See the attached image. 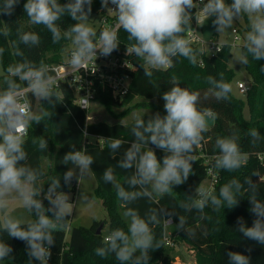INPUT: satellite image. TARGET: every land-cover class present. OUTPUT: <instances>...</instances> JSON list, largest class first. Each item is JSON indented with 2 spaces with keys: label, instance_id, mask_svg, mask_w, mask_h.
<instances>
[{
  "label": "clouds",
  "instance_id": "clouds-1",
  "mask_svg": "<svg viewBox=\"0 0 264 264\" xmlns=\"http://www.w3.org/2000/svg\"><path fill=\"white\" fill-rule=\"evenodd\" d=\"M20 0H0V15L11 16ZM93 0H26L23 10L31 25L45 27L52 36L53 43L62 39L70 40L73 47L68 64L75 70H87L91 61H96L97 52L108 57L120 46L118 30L122 28L128 34L130 45L127 54H134L143 60L141 67L144 75L151 78L154 70L168 68L177 56L187 58L190 63H197V51L191 41L185 38V32L191 29L193 16L196 19L212 20L218 33L233 27L235 21L247 16L249 30L244 37L243 50L236 59L247 65L249 56L255 61L264 60V0H101V6L115 12V27H104L97 32L91 26L90 15ZM109 4L115 7H109ZM195 13L193 9H198ZM65 16L75 21L67 29H62L60 21ZM7 36L8 32L5 31ZM18 39L13 42L14 54L20 59L6 69L0 87V262L13 257V248L4 239L23 241L29 264H49L55 245L54 233L68 227L76 203L70 202V195L61 190V177H49L45 193V184L38 183L44 177L43 169L28 163L26 137L29 129L52 117L46 107L34 109L32 100L47 101L54 106L59 98L56 77L43 61L33 62L25 57L20 45L38 46L40 37L33 31L17 29ZM5 49L0 47V57ZM217 51H220L217 48ZM261 70L264 71V65ZM19 81V82H18ZM210 93L217 101H227L232 92V85L220 78L207 77ZM164 112L148 115L147 119L137 116L131 127L134 137L130 146L124 150L116 166H108L102 175L105 184L112 185L118 199L125 206V217L129 218L128 231L121 228L111 230L103 239L102 246L94 252L99 257L114 256L120 264H148L150 251L160 249L164 241L157 239L153 227L161 223L172 224L175 213L150 208L141 216L131 207L140 199L154 200L173 192L174 186L184 184L193 175L195 148L204 140V133L209 130L217 114L208 107L201 106V94L182 87L175 78L172 86L162 93ZM87 136V133H84ZM246 135L253 146L261 142V132L251 128ZM99 140L104 138H98ZM109 149L115 154L124 142L108 138ZM240 133L232 131L229 135L217 137L215 146L219 150L214 157L213 169L235 172L246 166L249 153L242 150ZM32 143L40 151L48 150V140L43 136L35 137ZM154 148L163 151L162 161L158 159ZM94 157L86 149L77 150L75 145L60 161L71 165L63 175L64 185L70 187L73 178L79 183L93 170ZM134 170L126 175L124 183L117 180L116 169ZM253 176L264 182L259 171H253L243 181L231 179L222 185L217 194L214 190L200 183L194 196H188L179 207L186 212L193 209L203 213L204 209H232L239 205L242 194L247 193L251 205L250 212L255 219L248 226L242 217L237 218V231L246 239L264 245V199L260 198V188ZM43 194V195H42ZM87 201L81 193L79 200ZM48 202L46 206L44 201ZM19 201L21 206L34 219L23 218L9 211L10 203ZM165 216L168 218L165 219ZM187 220L178 216L177 230L188 236L195 232L186 228ZM250 252L251 249H248ZM229 264H250V257L241 252L227 253Z\"/></svg>",
  "mask_w": 264,
  "mask_h": 264
},
{
  "label": "trees",
  "instance_id": "trees-1",
  "mask_svg": "<svg viewBox=\"0 0 264 264\" xmlns=\"http://www.w3.org/2000/svg\"><path fill=\"white\" fill-rule=\"evenodd\" d=\"M25 2L26 0H20L11 16L0 15V47L5 49L2 57H0V64L3 69V74L0 76V87H3L2 80L7 67L20 59L15 56L13 46V42L18 39V28L23 31L38 33L40 37L38 46L20 45L25 57L36 63L43 61L45 64L50 65L58 62L61 59V53L65 51L70 42V40L62 39L59 43H53L51 33L45 27L31 25L23 10ZM60 2L65 3L67 0H60ZM228 2L230 3L231 0H228ZM102 8L101 0H93L92 10L98 11ZM196 11V9L192 10L193 13ZM195 22L196 16L194 15L191 28L194 27ZM59 23L62 29H67L75 21L65 16ZM248 30L249 25L246 28V31ZM5 31L8 32L7 36L4 35ZM186 33L187 31L184 34L185 38ZM127 37L128 34L120 28L118 31L119 48L125 49L130 43H133ZM243 44L244 41L240 46L241 51L243 50ZM191 46L198 54L196 64L190 63L187 58L177 56L173 59L170 67L154 70L151 78L144 75L141 67L143 60L131 55L134 68L130 72L131 80L126 94L122 98H116L112 96L110 90L99 88L96 95V101L102 103L113 115L120 117L133 108L145 105L152 99H162V93L172 86V81L175 78L182 87H187L190 91L200 92L201 106L211 108L217 114L215 122L203 134L204 140L201 145L196 147L193 153L196 156V161L193 162L194 174L190 175L184 184L174 186L173 192L169 195L157 196L152 201L140 199L131 205V207L137 209L141 216H144L150 208L175 213L172 216V224L169 226L168 235V239L172 240L173 245L166 244L164 219L162 218L161 223L153 227V231L157 239H162L164 243L160 249L150 251L148 264H176L173 255L166 251V247L173 249L176 241L185 243L195 252L197 264H229L227 256L229 251L248 255L250 264H264V245L246 239L237 231V218L242 217L248 226H251L255 219L250 212L251 205L247 199V193L242 194L239 205L232 209L213 210L211 207H207L203 213H200L195 209L186 212L179 207L180 203L186 201L188 196L195 195L196 187L207 177V166L203 162L204 159L201 153L205 155L218 154L219 150L215 146L216 138L229 135L234 130H238L240 133L239 142L242 150L249 153V161L245 167L235 172L217 170L218 181L213 190L218 194L220 187L231 179L237 178L243 181L253 171H259L261 176H264V162L257 157V154L264 153V71L261 70L264 60L255 61L249 56V63L244 65L249 76V88L244 93V98L235 96L231 92L227 101H217L210 93L208 98L204 99L210 87L207 83L209 75L219 79L220 73H223L226 82L231 84L233 81L235 71L228 64L232 46L229 43H224L221 50L212 56L201 54L195 44H191ZM200 57L201 63L199 61ZM56 91L60 95L54 106L49 105L47 101H42L43 105H41L38 101L32 100L34 109L46 107V110L53 113L50 120L45 119L43 123L33 125L29 129V135L25 138L28 163L44 171V177L38 183L45 184L44 191L46 193L48 178L61 177V190L75 194L77 180L73 178L70 187L64 185L63 182V175L71 165H63L60 161L68 151L72 150L73 145L77 150L86 149L95 159L91 166L96 180L95 193L100 197L107 211L108 232L116 228H121L127 232L129 218L124 215L126 208L118 199L115 188L110 184H105L102 175L108 166L117 165L120 156L133 141L131 127L136 117L128 122H122L120 119L112 122L106 120L91 122L86 119L87 111L80 109L73 102L74 95L70 87L62 85ZM244 106L248 109V118L243 114ZM114 107L121 108V111L114 112ZM148 115L152 114L143 113L140 117L147 119ZM251 128H256L261 132V142L255 146L251 144V138L246 135ZM85 132L87 136L84 135ZM39 136H43L48 140L47 151H40L32 143V139ZM98 138L104 139L99 140ZM108 138H116L124 142L123 147L115 154V158H113L114 154L109 149ZM150 147L154 148L152 145ZM154 150L158 159L162 161L163 151L157 148H154ZM45 160L47 161L46 164ZM132 171L134 170L117 168L118 182L123 184L126 175ZM252 180L259 184L260 198L264 199V182H259L257 176H253ZM44 203L46 206L48 205L46 200ZM178 216L186 218V228L193 230L195 232L194 236H188L186 232L176 229L175 224L178 223ZM34 218L32 216L31 219ZM167 218L165 216V219ZM105 222L94 220L89 226H71L69 217L68 227L54 233L55 245L51 249L52 255L49 264H120L112 255L99 257L94 252L96 247L102 246L104 239L102 228ZM101 223L103 225L100 232L97 233ZM4 239L12 246L14 258L0 262V264H29L25 243L9 238L6 233ZM248 249H251V251L249 252ZM33 264H38V262L34 261Z\"/></svg>",
  "mask_w": 264,
  "mask_h": 264
},
{
  "label": "rangeland",
  "instance_id": "rangeland-1",
  "mask_svg": "<svg viewBox=\"0 0 264 264\" xmlns=\"http://www.w3.org/2000/svg\"><path fill=\"white\" fill-rule=\"evenodd\" d=\"M199 8L197 9V11ZM99 11V10H98ZM98 11L92 10L90 15L91 26L96 29L98 27ZM214 17L209 18L207 21L197 20L192 29H194L195 35L200 40L198 42V47L201 49L203 45H208L211 42H217L220 44L229 43L231 44V56L229 58L228 64L235 71V77L231 82L232 92L235 96L244 98V94L240 93L237 89V83L240 81H245L249 83V76L245 70L243 64H240L236 57L241 52L240 46L244 41V37L246 34V28L249 25V21L247 16L242 17L241 19L234 22L233 27L231 29L226 30L223 33H218L216 31L215 26L212 23ZM237 28V36L240 38L238 41L233 43V32L232 30ZM72 46L71 41L69 42L65 51L61 53V59H65L67 57V49ZM3 74V69L0 64V76ZM138 99V98H137ZM164 101L162 99H152L147 102L145 105L138 106L128 111L127 114L123 116L113 115L108 109H106L102 103L98 101H94L88 112V121L95 122L100 120H106L108 122H112L116 119H120L122 122H128L134 119L137 116L142 115L143 113H150L154 115L156 112H160L162 115L166 114L164 112ZM114 112L118 113L121 111V108H113ZM243 114L246 118H248V109L246 106L243 108ZM46 164V160L44 161ZM95 179L90 173L87 177L82 179V182L77 190V193L74 196V200L72 201L71 197L73 196L72 192H67L70 195V202L76 203V207L73 210V214L70 217V225L71 226H89L93 220H108L107 211L104 208L100 197H98L95 193L94 187ZM205 187L208 186V179L202 181ZM83 194L84 197L87 198V201L81 199L80 195ZM9 211L13 212V214L17 216H21L23 218H32V216L21 206L19 201H12L10 203ZM107 222V221H106ZM103 226L102 233L103 236L107 235L108 225ZM172 241V240H171ZM166 251H168L171 255H173L176 264H197L195 258V252L185 243L176 241L173 249L166 247Z\"/></svg>",
  "mask_w": 264,
  "mask_h": 264
},
{
  "label": "built area",
  "instance_id": "built-area-1",
  "mask_svg": "<svg viewBox=\"0 0 264 264\" xmlns=\"http://www.w3.org/2000/svg\"><path fill=\"white\" fill-rule=\"evenodd\" d=\"M198 3V0H196ZM109 7H115L109 4ZM98 27L96 30L99 31L104 27H115L117 24V18L115 12L111 10H106L102 8L98 11ZM119 31V30H118ZM233 32V43L238 41L240 38L237 36V29L234 28ZM186 38L191 41V44H195L198 47V42L200 41L194 33V29H190L186 33ZM224 44V43H223ZM231 45V44H230ZM73 46H71L67 51V57L65 59H60L56 63H52L49 66L51 74L56 77V83L58 90L62 85L70 87L73 91V102L82 110H89L91 104L96 101V95L98 89H108L110 90L113 97L122 98L128 91L129 83L131 80L130 72L134 68V62L131 59V55L127 54L126 48L113 51V53L108 57H103L97 52L96 61H91L88 64L87 70L81 69L80 71L73 69L68 64V58L70 51ZM222 44L217 42H211L208 45H203L199 49L201 54L212 56L217 51V48L221 50ZM201 63V57L199 59ZM249 88L248 82L240 81L237 83V89L240 93L244 94ZM88 119V116H86ZM204 163H206V174L209 183L207 188L213 190L215 184L218 181V172L213 169L214 157L217 154L205 155L201 153ZM260 161L264 162V153L257 154ZM164 220L165 229V241L167 245H173L168 239L169 226ZM106 236V235H105ZM104 236V237H105Z\"/></svg>",
  "mask_w": 264,
  "mask_h": 264
},
{
  "label": "crops",
  "instance_id": "crops-1",
  "mask_svg": "<svg viewBox=\"0 0 264 264\" xmlns=\"http://www.w3.org/2000/svg\"><path fill=\"white\" fill-rule=\"evenodd\" d=\"M91 173H92V172H91ZM92 175H93V173H92ZM93 177H94V175H93ZM94 179H95V177H94ZM81 182H82V180H80L79 183L76 182V183H77V189H76L75 194L77 193V190H78V188H79ZM95 186H96V180H95V183H94V187H95ZM75 194H73V196L71 197L72 201L74 200V196H75ZM100 220H101V219H100ZM93 221H94V220H93ZM93 221H92V222H93ZM101 221H107V220L105 219V220H101ZM106 224L108 225V222H106ZM104 225H105V224H104ZM102 229H103V228H102Z\"/></svg>",
  "mask_w": 264,
  "mask_h": 264
},
{
  "label": "water",
  "instance_id": "water-1",
  "mask_svg": "<svg viewBox=\"0 0 264 264\" xmlns=\"http://www.w3.org/2000/svg\"><path fill=\"white\" fill-rule=\"evenodd\" d=\"M102 225H103L102 223L99 225V227H98V229H97V233L100 232Z\"/></svg>",
  "mask_w": 264,
  "mask_h": 264
}]
</instances>
